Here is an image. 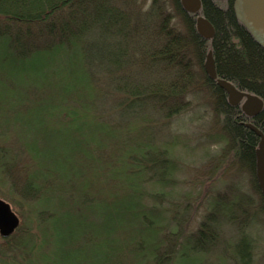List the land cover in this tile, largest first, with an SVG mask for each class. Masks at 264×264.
I'll list each match as a JSON object with an SVG mask.
<instances>
[{
    "label": "trees",
    "instance_id": "trees-1",
    "mask_svg": "<svg viewBox=\"0 0 264 264\" xmlns=\"http://www.w3.org/2000/svg\"><path fill=\"white\" fill-rule=\"evenodd\" d=\"M201 1V14L215 28L216 34L211 40L200 35L196 25L197 14L186 11L181 0H151L147 8H143L139 0H0V69L9 64L11 70L32 75L31 78L35 81H47L52 76L58 81L69 80L65 84L68 85V91L66 89V92L61 93V102L57 105H65L60 111L67 112L63 118L64 121H69L79 115L78 102L81 101L82 94L88 95V65L93 64L94 55H101L100 64L107 73V79H104L99 88L102 96L109 100L112 110L135 117V126L141 128L138 136L142 137L143 144L147 135L142 130L147 129L152 145L158 147L155 151L159 153L157 159L162 161L161 172L156 174L152 171L141 180L143 193L136 194L142 197L131 200L137 202V209L131 213L135 217V226L140 232L146 228L145 238L133 235L127 249L136 260L134 258L120 264H135L138 261V264H176L174 260L179 256L184 257V261L179 264H193L194 257H197L194 264H201L205 255L211 251L203 242L211 241L212 247L218 246L222 238L223 222H229L221 217L231 218L229 211L233 214L236 210L243 209V198L239 194L228 197L220 192L209 193L207 198L205 196V219L195 233H187L181 227V220L188 209L182 204L199 197L190 192L181 201L172 202L168 209L162 206L164 198H174L172 191L176 188L175 175L178 168L176 150L189 147L188 142L181 140L184 139L183 136L178 137L176 133L169 132L171 140L165 141V134L154 141L151 128L161 127L157 122L158 118L171 119L187 110L191 105L188 100L191 95L205 92L206 101H209L214 110L216 130L208 131L205 137L209 145H220L222 148V159L218 167L233 166L238 175L245 168L251 175L252 153L257 136L245 125L248 118L240 106L229 104L227 93L206 74L204 62L208 51L212 49L218 77L264 99V48L236 18L232 1ZM170 4L175 11L174 15L168 10ZM99 48L104 51L95 52ZM7 56L11 60L8 61ZM6 129L0 125V144L7 143ZM12 140L18 143L15 137ZM191 151L196 152L193 148ZM16 153L0 149V177L3 180L5 172L15 175V188L19 182V188L23 187L22 192L34 200L35 220L46 221L41 216L43 214L57 216L53 212L55 207L52 188L56 185L61 192L67 194V183H58L55 179L53 186L49 175L44 172L32 175L34 163L25 177L19 169L20 159L17 157L20 153H28L33 162L32 155L26 148H19ZM149 154L151 153L144 149L143 157ZM155 164L156 162L152 163L153 166ZM195 178L199 180L196 173ZM251 180V185L255 188L252 177ZM80 192L83 193L84 202H93V197L96 198L86 193L87 191ZM75 194L67 196L61 205L75 220L74 223H78L79 218L84 222L81 234L84 247L74 233L71 237L59 230L57 237L61 255L55 260L44 254L41 258H35V264H77L75 252L86 251L87 244L90 247L97 246V249L92 252V261L85 264H115L112 261L110 263L108 258L100 259V254L104 256L107 250L115 256L121 255L117 253L119 249H114L117 244L113 243L111 230L106 232L108 240L105 247L101 245L100 235L94 233L95 226H99L94 213L81 210L79 201L73 198ZM1 195L3 197L4 193L0 191V200L10 205ZM44 197L45 205L40 204L42 211L39 212L37 202ZM112 203L114 204V200ZM121 210L119 214L110 211V218L106 221L108 227L110 224L115 226L119 217L129 214L126 207ZM155 213L160 215L159 220L153 219L152 214ZM18 217L22 221L12 233L5 235L0 232V252H9L14 257L13 260L24 253L31 255L34 248L36 253L42 240L40 236L38 241L37 233L32 234L29 225L26 227L25 214H19ZM135 226L124 229L120 238L126 239L127 231ZM147 236H150L149 239ZM172 238L175 239L174 251L167 255L160 252ZM146 241L150 242L149 245L152 244L150 250ZM245 241V235H241L237 242H230V258H237L239 253L236 248H244ZM249 244L250 242L246 260L242 258L228 264H252ZM142 259L144 262H140Z\"/></svg>",
    "mask_w": 264,
    "mask_h": 264
},
{
    "label": "rangeland",
    "instance_id": "rangeland-1",
    "mask_svg": "<svg viewBox=\"0 0 264 264\" xmlns=\"http://www.w3.org/2000/svg\"><path fill=\"white\" fill-rule=\"evenodd\" d=\"M139 1L143 4V8H147L151 0ZM168 10L174 15L175 11L171 4ZM97 51H104V49L99 48L95 52ZM7 57L8 61L11 60L9 56ZM100 61L101 55L97 54L93 57V64L88 65L89 69L87 70L90 74L86 81L88 95L82 94L81 101L78 102L80 105L79 115L69 121H64L63 118L67 112L60 111L65 108V105L57 106L61 102L59 98L63 95L61 93L66 92V89L68 91V85L65 84H68L69 80L58 81L52 76L47 81H35L31 78L32 75L11 70L9 64L0 69V125L7 128L5 136L7 143H1L0 149L14 152L16 155L19 148H26L32 155L33 162L28 153H20L21 155L17 157L18 160L20 159L19 169L22 170L25 177L34 163L32 175L35 176V172L36 174L44 172L47 176L49 175L53 186L55 179L58 183L66 182L68 186L67 194L61 192V189L56 185L52 188L51 195L55 197H53V204L56 210L53 212L57 216L49 217L43 214L41 216L46 221L35 220L34 200L22 192L23 187L19 188V182L15 188V182H13L15 175L5 172L4 179L2 180L0 177V191L5 195L3 197L1 195V198L10 203L11 210L18 216L25 214L26 227L28 225L31 227L32 234L36 235L37 233L38 241L40 236L42 238L37 252L35 253L36 248H34L31 255L24 253L17 255L13 260L14 257L9 252L5 254L0 252V264H35V258L39 256L41 258L44 254L56 260L61 255L57 237L59 230L63 233L66 232L71 237L74 233V236L84 247L85 242L81 237L85 226L84 222L79 218L78 223H74L75 220L63 210L61 205L64 204L62 200L64 201L67 196L73 193H76L73 198L79 201L81 210L94 213L99 223V226H95L94 233L100 235L101 245L105 247L106 240H108L106 232L111 230L113 243L117 244L114 249H119L117 253L121 254L115 256L113 252L107 250L104 256L100 254V259L108 258L110 263L112 261L115 264L128 262L134 258L136 260L132 252L127 249L128 244H130L133 235L137 234L145 238L146 228L140 232L135 226V217L131 213L137 209V202L131 200L139 199L140 194L143 193L141 180L149 176L152 171H155L156 174L161 172L162 161L157 159L159 153L155 150L158 147L152 145L148 130H142L147 135L143 144L142 137L138 136L141 128L135 126V117L112 110L109 100L102 96L99 88L104 79H107L105 78L107 73ZM91 94L93 95L90 96ZM116 96L118 97V94ZM205 97V92L195 96L191 95L188 98L191 105L187 110L171 119L158 118L157 122L161 127L151 128L154 141L165 134L167 136L165 135L163 139L171 140L168 137L169 132L176 133L178 137L183 136L184 139L181 140L188 142L189 147L176 150L178 168L175 175L176 188L172 191L174 198H164L162 206L168 209L172 202L181 201L184 195L190 192L196 194V197H199L197 200L193 199L194 201L182 204L188 209V213L181 220V227L185 228V232L195 233L201 221L205 219L206 198L209 193L220 192L221 195L226 194L228 197L239 194V197L243 198V209L236 210L233 214L229 211L228 214L232 215L231 218L221 217L222 219L226 218L229 222L227 224L223 222L222 238L218 246L212 247L211 241L203 242V245L211 248V251L205 255L201 264H228L242 258L246 260L249 242L252 264H264V213L258 210L259 196L251 185V175L249 176L245 168L242 169L241 176V174H235L236 168L233 166L218 167V163L222 159L220 153L222 148L220 145H209V142L206 141L205 136L208 131L216 130V128L214 127V110ZM14 137L18 143L12 140ZM143 148L151 154L143 157ZM192 148L196 152L191 151ZM153 162H156L155 166L152 165ZM195 173L199 176V180L195 178ZM11 190H14L15 194L11 193ZM80 190L87 191L86 193L94 195L96 198L93 197V202H84L83 193ZM117 195H121V198ZM44 200L45 197L37 202L39 212L42 211L40 204H43ZM112 200H114V204ZM124 207L129 209V214L119 217L115 226L110 224L108 227L106 221L110 218V211L119 214ZM116 216L118 217L117 214ZM152 217L154 220H159L160 215L155 213L152 214ZM132 226L135 227L127 231V238L121 239L122 231L128 230V227ZM102 232L104 233L101 234ZM241 235H245V247L236 248L239 253L237 258H230L232 253L230 242H237ZM149 237L147 236L148 239ZM0 243H2L1 240ZM149 243L146 241L150 250L152 244L149 245ZM86 247V251L75 252L77 264L92 261V252L97 249V246L90 247L87 244ZM174 249L175 239L172 238L168 246L162 248L160 252L167 255ZM196 258L194 257V261ZM181 261H184L183 256L175 258L174 263L179 264ZM194 261L192 260L193 264ZM140 262H144V259ZM138 263L139 261L135 264Z\"/></svg>",
    "mask_w": 264,
    "mask_h": 264
},
{
    "label": "water",
    "instance_id": "water-1",
    "mask_svg": "<svg viewBox=\"0 0 264 264\" xmlns=\"http://www.w3.org/2000/svg\"><path fill=\"white\" fill-rule=\"evenodd\" d=\"M181 4L186 11L197 14L196 25L200 35L207 40L213 39L216 34L215 28L211 21L204 14H201V0H181ZM233 11L236 18L243 23L259 45L264 48V0H233ZM204 70L227 93L229 104L240 105L242 111L248 116H255L262 110L263 100L261 97L243 91L233 82L218 77L212 49L206 55ZM246 126L262 137L263 147L257 151V157L258 176L264 194V179L262 176L264 174V133L252 123H247ZM18 225V216L13 213L9 204L0 200V232L7 235Z\"/></svg>",
    "mask_w": 264,
    "mask_h": 264
},
{
    "label": "flooded vegetation",
    "instance_id": "flooded-vegetation-1",
    "mask_svg": "<svg viewBox=\"0 0 264 264\" xmlns=\"http://www.w3.org/2000/svg\"><path fill=\"white\" fill-rule=\"evenodd\" d=\"M233 3V0H227L226 2L228 3ZM263 100V107L262 110L255 116H248L246 115V118H248V121H245V125L247 123H252L254 124L260 131H262L264 133V99L261 98ZM241 108V107H240ZM255 133V132H254ZM255 135L257 136L256 138V143L254 145V150L252 153L253 156V161H252V169H251V177L254 180L255 183V192L257 193V195L259 196V200H258V210L262 211L264 213V194L263 191L261 189L260 186V179L258 176V157H257V151L260 150L263 145H262V137L257 135L255 133ZM263 179H264V174L262 175Z\"/></svg>",
    "mask_w": 264,
    "mask_h": 264
}]
</instances>
